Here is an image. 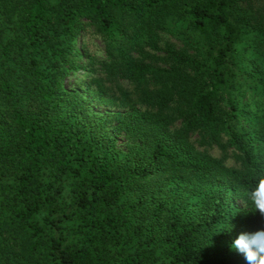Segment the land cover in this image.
Returning <instances> with one entry per match:
<instances>
[{
	"label": "trees",
	"instance_id": "obj_1",
	"mask_svg": "<svg viewBox=\"0 0 264 264\" xmlns=\"http://www.w3.org/2000/svg\"><path fill=\"white\" fill-rule=\"evenodd\" d=\"M261 1L0 0V264H247L229 244L264 229L247 195L264 174ZM119 79L153 85L81 114L66 84Z\"/></svg>",
	"mask_w": 264,
	"mask_h": 264
},
{
	"label": "rangeland",
	"instance_id": "obj_2",
	"mask_svg": "<svg viewBox=\"0 0 264 264\" xmlns=\"http://www.w3.org/2000/svg\"><path fill=\"white\" fill-rule=\"evenodd\" d=\"M263 3V0L261 1ZM253 3H255L253 1ZM257 4V2H256ZM180 29L184 30L185 25L181 24ZM182 43V38L177 36L176 33L164 32L160 35V47L163 48L166 45L173 44L174 46H179ZM155 53H162L161 51H155ZM67 87L69 90H77L81 93L82 99L79 107L80 113L85 111L89 113H102V114H113L117 112L124 113L131 109L130 104L133 102H138V96H145V93L148 90L152 89V82L150 80H142L138 82H132L128 79H119L113 81H105V84L102 86L98 83L88 82V81H78L72 82L68 81ZM102 89L104 92H102ZM144 90L145 93L142 94L141 91ZM129 96V98H128ZM115 98V100H114ZM114 101L115 104H112L108 101ZM136 100V101H135ZM125 104V106H120V104ZM112 104V105H111ZM141 105V103H140ZM145 105V103H143ZM116 124V120L112 121L108 128L110 132L115 136L116 147L120 151L125 150V140L123 133H117L114 129H111L113 125ZM210 152L216 156L220 157L225 161L227 166H239L232 154V151L229 150L227 154L224 155V152L218 147L214 146ZM237 205H241L238 200H235Z\"/></svg>",
	"mask_w": 264,
	"mask_h": 264
},
{
	"label": "clouds",
	"instance_id": "obj_3",
	"mask_svg": "<svg viewBox=\"0 0 264 264\" xmlns=\"http://www.w3.org/2000/svg\"><path fill=\"white\" fill-rule=\"evenodd\" d=\"M247 195L255 210L264 214V174H257L255 185ZM229 248L242 254L247 264H264V229L238 234Z\"/></svg>",
	"mask_w": 264,
	"mask_h": 264
}]
</instances>
